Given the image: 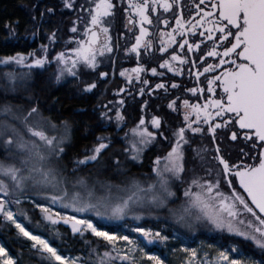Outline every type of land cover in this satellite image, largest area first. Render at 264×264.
Masks as SVG:
<instances>
[{
  "label": "snow or ice",
  "instance_id": "obj_1",
  "mask_svg": "<svg viewBox=\"0 0 264 264\" xmlns=\"http://www.w3.org/2000/svg\"><path fill=\"white\" fill-rule=\"evenodd\" d=\"M62 2L65 9L77 7L76 0ZM120 3L125 28L134 36L126 54H135L137 66L123 69L119 75L127 85H143L139 95L144 96L150 81L142 74L163 78L166 73L146 67L141 56L159 52L158 68L173 76L183 77L184 66H188L194 86L184 91L195 102L179 95L169 100L167 108L182 117L180 125L171 130V139L161 131L163 120L157 115L150 120L141 115L125 133L123 152L131 161H138L157 136L168 143L170 150L152 162L154 180L141 182L116 154L107 156L112 142L103 136L96 138L83 158L72 161L69 172L62 164L69 136L67 122L61 121L60 133V126L44 114L39 100L26 93L34 70H46L53 63L57 83L65 77L80 79L82 70L95 72L100 59L114 52L109 21L115 18L117 4L114 0H87L80 5V13L86 17L78 14L69 29L76 35L65 42L74 47L51 59L49 46L56 43L55 32L48 37L49 45H41L39 56L17 52L0 58V65L27 69L3 73L0 83V228L8 229L0 235V264H170L163 252L157 254L159 245L180 253L179 264H264V0ZM47 13L53 9L48 8ZM44 14L40 13L41 19ZM189 36L202 39L190 43ZM195 53L199 55L193 59L189 54ZM98 75L106 80L109 73ZM201 77L206 81L204 87ZM95 88V82L86 83L83 92ZM169 88L178 90L181 84L156 83L148 94L163 90L168 95ZM126 91V87L120 88L115 95ZM13 99L19 102L13 103ZM118 103L123 106L124 100ZM147 107L145 102L141 112ZM100 119L111 121L112 117L104 111ZM115 120L118 128L125 121L121 110L115 112ZM196 137H207L211 149L207 145L191 148ZM226 141H242L246 146V150L240 149L238 160L226 158L221 147ZM188 148L195 154L193 159L199 158L204 175H197L193 168V175L185 181ZM209 151L214 167L206 159ZM90 165L94 173L78 174ZM177 180L186 184L183 199L170 207L181 199L172 190ZM153 209H166L176 224L189 231L202 225L240 238L261 258L245 256L236 246L221 245L215 253L190 245L170 246L169 234L139 223L143 211ZM129 220L135 226H128ZM61 224L70 227V236L60 232L57 226ZM172 239L184 243L179 231L172 233ZM76 243L87 248V258L75 254Z\"/></svg>",
  "mask_w": 264,
  "mask_h": 264
},
{
  "label": "trees",
  "instance_id": "obj_2",
  "mask_svg": "<svg viewBox=\"0 0 264 264\" xmlns=\"http://www.w3.org/2000/svg\"><path fill=\"white\" fill-rule=\"evenodd\" d=\"M46 5V2H41L40 0H0V58L7 55H15L17 52L24 54L35 52L38 55L41 45H49L48 37L54 32L52 28L54 23L58 22V16L57 14L47 13L48 7ZM28 10H31L36 17V21L31 26L26 24ZM41 12L45 13L42 18L43 21H50L46 26H39V23L42 22ZM55 49H57V46L54 44L49 46L51 56L56 53L54 52ZM9 71L24 73L27 69L18 68L15 65H0V83L3 82L2 74ZM54 73L55 70L50 68V66H47L46 70H34L33 80L30 82L31 86L26 95L30 94L39 100L44 114L51 117L60 126V133L63 132L61 121L67 122L69 136L62 164L66 165L68 171L71 172L72 161L76 158H83L85 152H90L95 146L96 138L103 136L110 138L112 142L107 156L116 154L121 160L122 166L131 175L142 179L147 173V169H151L153 160L148 159L149 156H145V153H141L140 159L136 161L137 164L139 163L138 166L128 165L125 162L128 158L123 152L126 144L111 132L108 131L107 133L105 131L104 121L94 116L95 113L89 107L90 100L85 101L87 97L80 99L74 92L64 89L62 81L56 82ZM17 102L19 101L13 99V103ZM94 171V167L90 165L88 168L82 169L78 174L87 176L89 173H94ZM179 194L183 197V190ZM29 214L32 215V213ZM139 223L145 227L152 228L153 231L167 233L170 238L173 232L179 231L184 235V241H187L186 244L190 246L199 241H205L218 248H221V245L224 248L236 246L241 249L245 256H254L256 259L261 258L258 251L240 238L231 237L226 233L199 231L200 227L198 226L193 231H189L176 224L174 219L166 213H151L150 218L143 219ZM135 224V221H128V226H135ZM57 227L61 233H67L70 236L71 230L68 226L61 224ZM7 231L8 229L6 228H0V235ZM12 234L14 235V231ZM89 239L93 238L89 237ZM75 248L77 249L76 255L87 258V248L83 244L76 243ZM160 252H162V245H159L157 254H160Z\"/></svg>",
  "mask_w": 264,
  "mask_h": 264
},
{
  "label": "flooded vegetation",
  "instance_id": "obj_3",
  "mask_svg": "<svg viewBox=\"0 0 264 264\" xmlns=\"http://www.w3.org/2000/svg\"><path fill=\"white\" fill-rule=\"evenodd\" d=\"M41 2H46V7L53 9V14H57L58 22L54 23V32L56 33V43L57 49L54 52L60 51H67L74 47L73 44H67L66 41L70 40L74 35L69 31V29L73 26V21L77 20L78 14L85 15L86 13H80V5H86L87 0H76L77 7L75 10L65 9L63 7L62 0H40ZM117 4V8L115 9V18L114 20H110L111 24V35L113 38V46L114 52L110 55V57H104L100 59L99 67L95 72L89 70H82V74L80 79H74L72 77L70 80H66V77L62 80V83L74 89L75 95L82 99L84 98L85 101L88 99L90 100L89 107L94 114L100 118V115L104 111L109 112V116L112 117L111 121L103 120L105 131L108 133L111 132L114 136L118 137L122 142L127 143L125 141L124 136L125 133L128 131L129 128L134 127L141 115L145 116L146 120H150L152 115L160 116L163 120V126L161 131L164 133L165 136H168L171 139L170 132L172 129L180 125L182 117L173 113L170 109L167 108V104L170 99H174L177 95L183 98H191L190 94L184 91L185 87H192L194 86V77H189L187 73V65H185V73L183 77L180 76H173L171 73H167L164 69H159L158 64L161 62V56L159 52H155V54L151 57L148 56H141L140 62L144 64L146 67H157L158 71H164L166 74L163 78L160 77H152L150 72L146 74H142L143 79H148L150 81V86L146 87L145 95H139V88L143 85L139 83H133L132 85H127L125 78L119 75V72L123 69H131L137 66V60L134 53H127L126 49H129L134 43V36L132 32L128 31L125 28V14L121 10L122 5L120 0H114ZM185 5L190 3V0H184ZM166 16L168 14H165ZM185 15L187 16V7L185 8ZM50 21H43L39 23V26L44 25L46 26ZM155 23V21H154ZM174 26V21H173ZM163 25H160V28L163 29ZM52 28V29H53ZM51 29V28H50ZM82 29V25H81ZM170 30V29H169ZM150 31H155V28H150ZM138 34V31H137ZM77 38H79L77 36ZM189 42H199L197 37H188ZM203 49V46H202ZM206 51V49H204ZM53 51V50H52ZM55 53V54H56ZM193 59H195L199 53L189 54ZM53 57V56H52ZM164 58H168L165 56ZM209 63L213 62L211 58L208 60ZM202 70V69H201ZM99 72H108L109 76L106 80H101L99 78ZM71 84H68V83ZM95 82L97 84V88H95L91 93L83 92V88L86 83ZM164 82L169 84L171 82H176L181 84V88L178 90H172L169 88V94L165 95L163 90H157L149 95V91L151 87H154L156 83ZM200 86H206V81L204 77H201ZM127 88L128 91L121 95H115V93L120 88ZM131 93V94H129ZM123 99L124 104L123 106L119 105L118 101ZM193 102H195L194 98H191ZM147 102V109L144 113L141 112V108L143 104ZM103 105H108V108L105 109ZM117 110H121L125 116V121L123 124L120 125L118 128L117 122L115 120V112ZM182 111V110H181ZM153 130V129H149ZM207 145L209 149H211V141L207 138H200L196 137L194 140L191 141V148H197ZM149 146V147H148ZM144 150L143 154L145 156H149L148 159H152L153 161L156 159V153L160 155H165L167 151H169V145L166 143L160 136H157L156 141L152 144L148 145ZM224 149V154L226 158L230 159L231 161H236L240 157V149L245 148L246 146L242 141H237L235 143L225 142L224 145L221 146ZM187 148V146H186ZM191 148H188L185 156H186V166L190 171L191 176L193 175L192 169L195 168L197 175H204V172L201 168V162L199 158L193 159L194 153L191 151ZM212 153L209 151L206 154V159L209 161V166L214 167L215 162L211 161Z\"/></svg>",
  "mask_w": 264,
  "mask_h": 264
},
{
  "label": "rangeland",
  "instance_id": "obj_4",
  "mask_svg": "<svg viewBox=\"0 0 264 264\" xmlns=\"http://www.w3.org/2000/svg\"><path fill=\"white\" fill-rule=\"evenodd\" d=\"M39 55H41V52H39V54L37 55V56H39ZM55 55V53H53V56ZM51 55H50V53H49V58L51 59ZM50 68H53L54 70H55V64L53 63L52 65H50ZM71 78H68V77H66V80H70ZM64 83V82H63ZM66 84V83H65ZM68 84H71L70 82L68 83ZM125 143V142H124ZM126 145H127V143H125ZM149 147V146H148ZM157 156H162V155H160V154H158V153H156V157ZM155 157V158H156ZM111 161H109V163H110ZM128 165H136V166H138V164L136 163V161H131L130 159H127L126 161H125ZM185 165H186V163H185ZM151 168H152V165H151ZM149 173V174H148ZM191 177V174H190V171H189V169H188V166H186V172H185V174H184V179H185V181H187L189 178ZM137 178H139L140 180H141V182H146V181H149L150 179H152V180H154L155 178H154V176H153V174H152V172H151V169H147V173H145V176L144 177H142V179L140 178V177H138L137 176ZM186 187V184H182L180 181H174L173 182V186H172V190L173 191H176V193H177V196L178 197H180L181 199L180 200H177L175 203H170V207H175V206H177L179 203H181L182 202V199H183V197H181V195L179 194V193H181V191L182 190H184V188ZM154 212H161L162 214H169L168 212H167V210L166 209H153V210H151V211H148V210H144L143 211V216H144V219H146V218H150L151 217V213H154ZM198 227H200L199 229V231H209V230H206V229H208L207 227H204V226H198ZM170 246H174V247H176V248H180V247H184V246H188L186 243H187V241H184V243L183 244H181L180 243V241H178V240H175V239H172V237L170 238ZM209 245H212V244H209V243H207V242H205V241H199V242H197L196 244H194L193 246H191V247H193V248H202L204 251H209V252H212V253H215V251L217 250V249H220V248H218V247H216V246H214V245H212V247L211 248H209L208 246ZM222 250V249H221ZM162 252L166 255V257H167V262H170V264H179V257H180V253H175V254H173L171 251H170V248L169 247H165L164 245H162ZM233 255H235V254H233Z\"/></svg>",
  "mask_w": 264,
  "mask_h": 264
},
{
  "label": "bare ground",
  "instance_id": "obj_5",
  "mask_svg": "<svg viewBox=\"0 0 264 264\" xmlns=\"http://www.w3.org/2000/svg\"><path fill=\"white\" fill-rule=\"evenodd\" d=\"M27 15H28V18L26 20L27 21L26 24L28 26H31V25H33L34 21H36V20H33V16H35V14L31 10H28ZM53 30H54V28H53ZM62 85H63L64 89L74 92V89L72 87H70V86H68L66 84H63V83H62Z\"/></svg>",
  "mask_w": 264,
  "mask_h": 264
},
{
  "label": "water",
  "instance_id": "obj_6",
  "mask_svg": "<svg viewBox=\"0 0 264 264\" xmlns=\"http://www.w3.org/2000/svg\"><path fill=\"white\" fill-rule=\"evenodd\" d=\"M67 226V225H66ZM69 227V226H68ZM70 228V227H69Z\"/></svg>",
  "mask_w": 264,
  "mask_h": 264
}]
</instances>
